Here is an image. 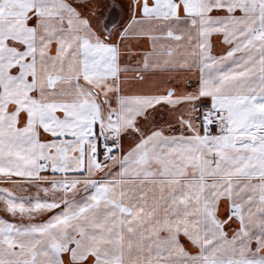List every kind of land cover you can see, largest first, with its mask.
Returning a JSON list of instances; mask_svg holds the SVG:
<instances>
[{"label":"snow or ice","instance_id":"6c2138e0","mask_svg":"<svg viewBox=\"0 0 264 264\" xmlns=\"http://www.w3.org/2000/svg\"><path fill=\"white\" fill-rule=\"evenodd\" d=\"M0 264H264V0H0Z\"/></svg>","mask_w":264,"mask_h":264}]
</instances>
